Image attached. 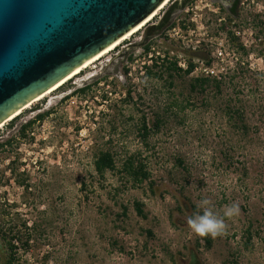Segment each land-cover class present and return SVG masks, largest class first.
<instances>
[{
	"label": "rangeland",
	"instance_id": "374dc122",
	"mask_svg": "<svg viewBox=\"0 0 264 264\" xmlns=\"http://www.w3.org/2000/svg\"><path fill=\"white\" fill-rule=\"evenodd\" d=\"M186 1L0 130V264H264V0Z\"/></svg>",
	"mask_w": 264,
	"mask_h": 264
},
{
	"label": "water",
	"instance_id": "95a60500",
	"mask_svg": "<svg viewBox=\"0 0 264 264\" xmlns=\"http://www.w3.org/2000/svg\"><path fill=\"white\" fill-rule=\"evenodd\" d=\"M165 1L0 0V124L129 34Z\"/></svg>",
	"mask_w": 264,
	"mask_h": 264
},
{
	"label": "clouds",
	"instance_id": "9594fccd",
	"mask_svg": "<svg viewBox=\"0 0 264 264\" xmlns=\"http://www.w3.org/2000/svg\"><path fill=\"white\" fill-rule=\"evenodd\" d=\"M210 201L203 199L200 204L197 205V209H203L202 214L197 211L196 214L189 217L187 223L192 231L200 237L211 236L213 238L223 235L226 229L224 219L219 218L209 207ZM239 206L232 204L226 206L224 216L231 218L239 214Z\"/></svg>",
	"mask_w": 264,
	"mask_h": 264
},
{
	"label": "bare ground",
	"instance_id": "6f19581e",
	"mask_svg": "<svg viewBox=\"0 0 264 264\" xmlns=\"http://www.w3.org/2000/svg\"><path fill=\"white\" fill-rule=\"evenodd\" d=\"M171 1L172 0H166L165 3H163L161 5V7H159V9H157V11L155 13H153L146 21H144L142 24H140L138 27H136L134 30H132L129 34L125 35L123 38H121L120 40H118L117 42H115L113 45H111L110 47H108L107 49H105L103 52H101L100 54L96 55L92 59H90L87 62H85L81 67H79L78 69H76L73 73H71L65 79H63L62 81H60L58 84H56L55 86H53L51 89H49L48 91H46L45 93H43L42 95H40L39 97H37L36 99H34L32 102H30L28 105H26L23 109H21L16 114H14L13 116H11L8 120H6L2 124H0V130L8 122L14 120L18 116H20L25 110L29 109L33 104L40 102L44 98L50 96L53 92H56L57 90H59L61 87H63L69 81H71L72 79H74L77 76H79L84 70L88 69L90 66H92L96 62H98L101 59H103L105 56H107L108 54H110L111 52H113L114 50H116L119 46H121L125 41H127L128 39H130L131 37H133L138 32L142 31L147 25H149L154 20V18L156 16L159 15V13L162 10L165 9V7Z\"/></svg>",
	"mask_w": 264,
	"mask_h": 264
},
{
	"label": "trees",
	"instance_id": "16d2710c",
	"mask_svg": "<svg viewBox=\"0 0 264 264\" xmlns=\"http://www.w3.org/2000/svg\"><path fill=\"white\" fill-rule=\"evenodd\" d=\"M168 22V20H166L163 25H160L159 28H157L156 30H159V29H162L165 27L166 23ZM161 24V23H160ZM146 50L147 51H150V48L149 47H146ZM171 65L173 66L172 69H175V71H182V68H180L178 66V64L176 62H171ZM195 68V65L192 61L189 62V65H188V68L187 70L185 71L187 74H190L193 72ZM205 81L203 82H206V80L208 79H204ZM197 81H202V80H197ZM209 82V80H208ZM90 87H87V88H84L83 90H80V92L82 93H85ZM44 118V115H40L37 117L38 120H42ZM13 121V120H12ZM35 123V121H31L29 123H27L25 126H23L22 128V131L23 133L30 127L33 126V124ZM0 147H3V144L0 145ZM116 167L115 165V161H114V158L113 156L106 152V153H102L98 160L95 162V168H96V171L99 175L103 176L107 171H111V170H114ZM127 170L129 171V174L131 176H133V178L135 179V181L139 184L143 183L145 180L148 179V174L145 173L143 171V169L141 167H135L134 164L131 162L127 165ZM137 211L138 213L141 215V216H145L143 210H142V206L137 204Z\"/></svg>",
	"mask_w": 264,
	"mask_h": 264
},
{
	"label": "flooded vegetation",
	"instance_id": "af4514ba",
	"mask_svg": "<svg viewBox=\"0 0 264 264\" xmlns=\"http://www.w3.org/2000/svg\"><path fill=\"white\" fill-rule=\"evenodd\" d=\"M242 1L243 0H230V10L232 11V13H234V15H238V13L240 12V10H239V8L241 7V4H242ZM189 2V0H187L186 2H185V5L187 4ZM177 7H179V5H177ZM175 10V8H173L172 9V11L171 12H173ZM168 17V16H167ZM166 20H168V18H164L163 20H162V22H161V24L160 25H163V23L166 21ZM159 25V26H160Z\"/></svg>",
	"mask_w": 264,
	"mask_h": 264
},
{
	"label": "built area",
	"instance_id": "2783aa9c",
	"mask_svg": "<svg viewBox=\"0 0 264 264\" xmlns=\"http://www.w3.org/2000/svg\"><path fill=\"white\" fill-rule=\"evenodd\" d=\"M219 55H222V53H220ZM195 69H197V67H195ZM205 73H207V74L211 73L212 75L215 74V72L211 68H206Z\"/></svg>",
	"mask_w": 264,
	"mask_h": 264
}]
</instances>
